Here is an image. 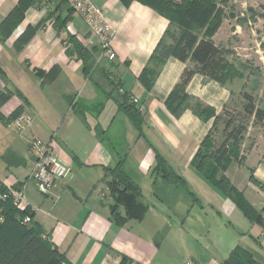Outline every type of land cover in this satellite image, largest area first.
Here are the masks:
<instances>
[{
    "label": "crops",
    "instance_id": "crops-1",
    "mask_svg": "<svg viewBox=\"0 0 264 264\" xmlns=\"http://www.w3.org/2000/svg\"><path fill=\"white\" fill-rule=\"evenodd\" d=\"M30 1L11 32L5 36L0 31V92L8 94L0 105V183L24 188L45 236L72 264H222L238 246L264 264V226L248 220L192 165L242 78L219 83L196 73L184 88L187 99L176 115L167 99L184 70L195 64L169 53L180 33L178 24L139 0H92L112 28L116 56L109 59L68 3ZM19 2L0 0V25ZM225 21L211 38L228 49ZM69 35L93 51L90 73L76 53L67 51ZM233 50L235 46L227 57L242 73ZM110 81L143 114L142 133L110 95ZM19 109L33 117L22 130L10 125ZM33 138L50 141L67 168L48 195L31 178ZM257 146L243 153V161H233L226 175L258 209L264 192L249 179L252 172L264 183V154ZM156 151L184 177L200 201L197 207L184 187L173 188L159 178L154 183ZM120 161L149 206L143 219L123 224L111 217L114 201L108 183Z\"/></svg>",
    "mask_w": 264,
    "mask_h": 264
},
{
    "label": "trees",
    "instance_id": "trees-1",
    "mask_svg": "<svg viewBox=\"0 0 264 264\" xmlns=\"http://www.w3.org/2000/svg\"><path fill=\"white\" fill-rule=\"evenodd\" d=\"M63 1L68 3L67 0ZM122 1L128 3L132 0ZM139 1L152 6L173 23L179 25L180 33L170 46L169 53L183 62L190 59L195 63L194 66H188L184 70L177 89L172 91L167 99V105L174 114L179 115L183 110V104L187 99L184 88L196 73H201L219 83H224L237 76L242 77V73L227 57L228 49L217 45L211 38L226 16L223 9L218 7L215 9L216 5L213 0H185L183 4L174 0H166L164 7H157L148 0ZM30 4V0H20L0 25V31L5 36L20 22L25 8ZM70 9L73 10L71 7ZM58 19L59 17L56 18ZM59 27L57 25V28ZM200 30L203 31V35L199 34ZM67 42V51L70 54L76 53L77 58L84 63V71L90 73L95 68L93 51L86 50L73 36L69 35ZM109 83L110 95L115 97L120 109L129 116L142 133L143 114L136 108L135 103L130 101V96L120 92L114 82ZM243 86L246 87L245 84ZM244 88L241 92L244 104L240 117L236 118L231 115L228 111V104H226L201 142L193 157L192 165L205 179L231 199L247 219L264 226V207L262 210L257 209L247 199L244 192L239 190L226 175L233 161L241 162L245 159V156L241 154V145L249 122L252 120L254 124L264 123V106L259 105L255 95ZM18 94L25 98L20 91ZM7 97L8 94L0 92V105ZM21 113L22 109L17 110L12 120ZM221 116L228 119H226L224 139L217 145L211 136ZM0 118H3L1 113ZM204 147H211L214 152L204 153L202 152ZM155 159L156 163L152 171L154 183L158 178L169 183H180L189 196L195 202L200 203L198 197L188 188L184 177L176 173L158 151H156ZM122 164L123 162L120 161L116 167L111 169V180L108 182L114 201L111 205V217L118 224L125 223L129 218L143 219L149 208L142 200L141 187L125 173ZM250 180L255 183L261 182L253 175L250 176ZM6 191V186L0 183V264H72L45 236L42 226L33 219L34 213L30 207L21 210L13 203L10 196L1 197ZM121 205L126 211L125 220H122L119 215L114 216ZM25 215L31 216L30 223L23 222ZM222 264H259V262L255 260L250 251L238 246Z\"/></svg>",
    "mask_w": 264,
    "mask_h": 264
},
{
    "label": "rangeland",
    "instance_id": "rangeland-1",
    "mask_svg": "<svg viewBox=\"0 0 264 264\" xmlns=\"http://www.w3.org/2000/svg\"><path fill=\"white\" fill-rule=\"evenodd\" d=\"M148 1L153 2L157 7H164L166 0ZM174 1L183 4L185 0ZM213 1L216 5L215 9L218 7L225 11L226 36L223 37H225V43L229 52L232 47H236V50H233L234 55L232 57L236 58L238 66L240 64V69L242 71V79L233 86V95L228 102V111L234 117L239 118L242 112V105L244 104V99L241 96L244 84L246 85L244 89L254 94L257 103L264 106V0ZM234 29H238L239 33L234 35ZM226 119L228 118L221 116L213 129L211 139H213L217 145L224 139ZM244 137V141L241 145V154L248 152L253 145L257 143L258 153L264 154V123L254 124L251 120ZM207 151L214 152V149L211 147L202 148V152L205 153ZM251 182L264 192L263 182ZM165 183L173 188L182 190L180 183ZM183 192L188 201H190V204L197 207V203L189 196L187 191L184 190ZM259 197L261 198L259 202L261 208L258 209L262 210L264 207V194L259 195ZM144 203L147 204V202ZM117 215H119L122 220H125L127 217L125 208L122 205L119 206L114 216L117 217Z\"/></svg>",
    "mask_w": 264,
    "mask_h": 264
},
{
    "label": "built area",
    "instance_id": "built-area-1",
    "mask_svg": "<svg viewBox=\"0 0 264 264\" xmlns=\"http://www.w3.org/2000/svg\"><path fill=\"white\" fill-rule=\"evenodd\" d=\"M69 6L88 25L101 48L106 51L109 59L115 58V53L111 48V25L106 19L101 7L92 0H67ZM33 121L29 113H21L11 121L15 129L22 130ZM30 150L35 158V165L31 173V178L35 181L38 191L43 195L52 193L57 183L65 177L67 168L59 161L57 152L51 142L41 138H33L30 143ZM7 191L1 195L2 198H12L13 203L21 210L29 207L24 188L16 186H6ZM31 216L25 215L24 223H30Z\"/></svg>",
    "mask_w": 264,
    "mask_h": 264
}]
</instances>
